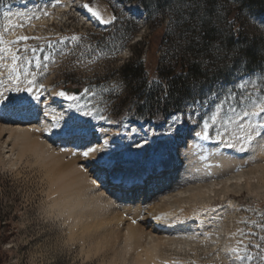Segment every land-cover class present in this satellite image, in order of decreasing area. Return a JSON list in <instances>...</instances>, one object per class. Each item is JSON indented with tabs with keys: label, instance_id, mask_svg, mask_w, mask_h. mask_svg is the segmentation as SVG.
Listing matches in <instances>:
<instances>
[{
	"label": "rangeland",
	"instance_id": "rangeland-1",
	"mask_svg": "<svg viewBox=\"0 0 264 264\" xmlns=\"http://www.w3.org/2000/svg\"><path fill=\"white\" fill-rule=\"evenodd\" d=\"M85 1L60 0L57 5L56 0H0V33L4 39L30 37L27 41H20L12 46L13 50L19 49L18 54L22 58L25 55L28 57L27 61L21 59L17 62L18 84L22 88L27 86L24 72L27 68V79H34V93L42 98V103L49 102L45 109L51 116L61 117L60 124L69 119L78 129L83 128L86 123L88 127L93 126L96 130L103 128L108 134L107 137L115 134L119 138L125 132L138 129L132 132L134 141H138L145 136L148 138L149 134L165 133L173 116L177 117L179 125L184 129L196 126L202 130L203 121L218 113L216 125L209 131L214 137L211 140L221 142L219 138H215L216 132L224 130L223 119L229 108L236 107L238 111L241 108V90L234 87L241 77L253 81L246 86L244 96L264 95V81L261 80L264 67L252 72L242 70V73L234 76L237 72L235 70L199 86L174 115H169L170 117L158 124L137 116L130 95L131 86L122 79L119 70L130 62L144 63L147 75L152 76L155 62L149 61L147 44L150 34L157 29L161 35L171 28L173 20L170 15L159 14L153 3H147L148 10L141 3L100 0L101 13L117 18L113 23L104 25L87 14L82 7ZM235 5L234 0L222 1L224 9ZM243 9L242 17L248 18L249 31H255L257 26L264 32V6L251 8L244 5ZM44 11L49 15H43ZM21 24L23 27L19 26ZM5 28L9 30L5 32ZM73 35L80 39L72 41ZM31 48L37 49L35 57L31 51H25ZM171 49V45L159 47L156 57L166 60ZM0 56L4 57L0 59V92H3L12 87L6 67L11 64V58L3 53ZM45 56L49 60L45 61ZM37 60L41 64L39 69L36 68ZM45 63L48 65L46 69L43 67ZM68 88H78L80 93L67 92ZM85 89L90 91L85 94ZM228 89L237 93L235 98L225 99ZM59 91L77 96L78 99L65 100L56 95ZM213 92L216 95H212ZM8 94L17 95L14 91ZM221 100H224L223 106L217 109L216 106ZM77 105L82 106L80 110H77ZM88 111L92 115H84ZM100 115L105 119H99ZM110 123L113 125L110 126ZM227 127L228 134L225 139L229 138L236 125L230 124ZM118 133L121 135H117ZM0 139L3 140L1 135ZM1 140L0 264H135V247L130 250L124 246L125 250L122 248L121 251L123 236L117 238L118 235L114 234L108 240H83L86 243L81 239H71L63 220L51 208L49 167L37 161L25 149L17 152V146L13 150L20 154L19 157L15 151L6 153ZM121 147L122 144L115 145L116 150ZM11 160L15 163L12 164ZM254 163L255 160H248L241 166L243 177L239 181L232 179L237 174L236 170L229 175L231 181L227 187L230 191H226L223 183L214 186L213 181L211 183L206 180L202 184L212 190L201 188L196 203L192 204L193 194L186 195V199L189 196L191 200H188L187 205L182 204L184 220H193L194 217L206 219L210 213V221L196 235H180L172 240L173 243L176 241L174 245L170 241L161 247L157 264H231L226 257L225 246L243 249L251 243L260 244L264 248V241L259 239L264 236V178L261 179ZM141 193L136 196H141ZM249 233L255 235H248ZM114 237L117 239L114 240ZM249 253L254 259L250 262L241 260L240 264H259L256 257L264 254L252 247L249 248ZM240 255H243L242 251Z\"/></svg>",
	"mask_w": 264,
	"mask_h": 264
},
{
	"label": "bare ground",
	"instance_id": "bare-ground-1",
	"mask_svg": "<svg viewBox=\"0 0 264 264\" xmlns=\"http://www.w3.org/2000/svg\"><path fill=\"white\" fill-rule=\"evenodd\" d=\"M99 6L95 7L98 11L101 10ZM101 15L110 19L108 14ZM47 103L34 102L37 107L22 114L12 111L3 113L4 119L0 120L3 140H0L6 148L5 152L11 153L15 151L13 147L17 146V152L25 149L37 161L49 167L51 208L63 220L71 239L108 240L114 234L118 235L117 238L123 236L125 245L122 243L121 251L124 246L130 250L135 247V264H157L161 247L170 241L174 245L176 241L173 243L172 240L180 235H196L210 221L212 214L208 212L206 219H197L193 215V220L187 217L184 220L182 208V204L187 205L191 200L190 195L195 197L191 196L194 199L192 204L199 199L201 188L210 191L211 187L202 184L204 181H213L214 186L223 183L226 191H230L227 187L231 181L229 175L248 160H255L254 166L261 179L264 178V150L261 148L239 152L226 147L224 143L197 138L196 134H202V130L196 126L184 129L181 125L175 132L149 134V142L144 143L142 148L135 146L134 142L139 143L143 139L134 141L133 130L125 132L120 138L115 134L107 137L103 128L96 130L86 123L83 128H78V138L71 139L59 127L51 128L53 116L44 115ZM65 122L75 126L69 119ZM105 139L115 141V145L122 144L116 150V155L122 159L123 165L116 171L125 175L143 173V181L149 179L147 182L145 180L143 188L120 193L113 186L116 173L95 159L97 153L87 159L83 157L82 152L87 146L99 147L98 141ZM260 143L264 144V141ZM16 155L19 157L20 154ZM14 161L11 163L14 164ZM159 168H164V176L154 178L152 173ZM235 173L232 179L239 181L243 174L241 170ZM167 178L169 186L163 183ZM140 192L141 196H136ZM186 195H189L188 199ZM133 220H137L135 224ZM224 249L228 252L232 247L225 246Z\"/></svg>",
	"mask_w": 264,
	"mask_h": 264
},
{
	"label": "trees",
	"instance_id": "trees-1",
	"mask_svg": "<svg viewBox=\"0 0 264 264\" xmlns=\"http://www.w3.org/2000/svg\"><path fill=\"white\" fill-rule=\"evenodd\" d=\"M121 1L141 3L148 10L147 3H153L159 14L170 15L173 20L171 28L161 35L157 29L150 34L149 61L155 62L152 76L147 75L144 63L130 62L119 70L122 79L131 86L132 103L139 117L157 124L164 121L199 86L237 70L242 61L246 64L243 72L264 67V32L257 26L255 31H249L248 18L242 17L244 5L263 7L264 0H234L235 7L225 9L223 0H176L172 7L169 0ZM164 45L172 46L166 60L156 57L157 50ZM155 80L160 81L159 86L151 83ZM193 82L196 88L192 87ZM165 88L169 94L158 103Z\"/></svg>",
	"mask_w": 264,
	"mask_h": 264
},
{
	"label": "snow or ice",
	"instance_id": "snow-or-ice-1",
	"mask_svg": "<svg viewBox=\"0 0 264 264\" xmlns=\"http://www.w3.org/2000/svg\"><path fill=\"white\" fill-rule=\"evenodd\" d=\"M176 2V0H169V7H172V5ZM60 3V0H56V4L58 5ZM55 6V5H54ZM82 7L86 9V11L90 14L91 18L95 21H98L100 24L107 25L109 23H113L117 18L116 16H111L110 19H106L104 16L101 15L100 11H98L96 8L92 6V0H88L87 3L83 4ZM43 15L47 16L49 13L47 11L43 12ZM38 18V17H37ZM254 19V18H253ZM20 27H23V25H19ZM13 27H16V25H13ZM9 29L5 28L4 31L7 32ZM238 35V33H236ZM30 39L28 36H18L14 40H5L2 33H0V53H3L4 56H10L11 58V64L6 65L8 68V78L11 81L12 87L6 88L3 92H0V120L4 119L3 113L6 111H12L19 114H22L24 112L31 111L34 107H37V105L34 104V101H42V98L34 93V89L32 85L34 84V79H27V76L29 75L28 69L25 68V79L27 82L26 87H20L18 84L19 75L17 74V62L21 59L27 61L28 57L25 55L23 58L18 54L19 49L13 50V45H16L20 41H27ZM80 38L73 35L71 37L72 41H77ZM51 46V45H49ZM25 51H31L33 53V57H35V53L37 52L36 48L31 49H25ZM219 51V49H217ZM3 56H0V59H3ZM44 60H49L48 56L44 57ZM204 63H207L206 61ZM43 67L46 69L48 65L45 63ZM229 68L232 67V65H228ZM36 68H41V64L39 60L36 62ZM246 68V64L244 61L241 62L240 67L237 68V72L234 73V76L238 73H242V70ZM31 75L35 76V73H32ZM252 74H249L251 76ZM261 80L264 81V75L261 76ZM253 81L250 79H243L241 77L240 82L235 84L234 87L241 90L240 96V104L241 108L238 111L236 107H230L228 114L223 119L224 124V130L216 132V137L221 140L228 148H233L236 151L239 152H249L250 150H255L256 148H261L264 150V144H261L260 141H264V95L261 96H254L248 95L244 96L243 91L246 89V86ZM155 86H159L160 81L155 80L151 82ZM42 87V86H41ZM193 88H196L197 85L195 82H193L192 85ZM16 92L17 95H9V92ZM38 89L36 92L38 93ZM90 90L85 89L84 92L87 94ZM23 93H28V95H24ZM169 92L168 89L165 88L161 94V96L158 99V103L160 100H163L168 96ZM57 96H60L68 101H76L78 99L77 96L70 95L65 91H59L56 93ZM212 95H216L215 92L212 93ZM237 95L236 92L232 91V89H228L225 92V99L231 100L235 98ZM247 101V103H245ZM145 101H141V103H144ZM198 103V102H194ZM224 100H221L219 104H217V109L221 108L223 106ZM193 105H190L192 107ZM82 106L77 105V110H80ZM44 115L47 117L49 113L47 111L44 112ZM84 115H92L90 111L84 112ZM99 119H105L103 115L99 116ZM218 119V113H214L210 115L207 119H205L202 123V134L197 133V138L201 140H209L214 139V137L210 134V128L216 125ZM61 117H53L50 125L51 128H60V131L70 137L71 139L78 138V129L65 122L63 126L60 124ZM209 121L211 123H209ZM180 121L177 119L176 116H173L171 120L168 122L167 131L168 132H175L178 130ZM234 124L236 125V128L231 132L228 139H225V135L228 134V125ZM136 130H133V133ZM106 135V133L104 134ZM117 135H121L118 133ZM82 138V137H80ZM147 136L143 138V140L139 143H135L136 147H143L144 143H148ZM100 144L99 147L89 145L86 147V150L82 152L83 157L86 159L89 158L93 153H97L98 155L95 157L97 161H99L100 164L104 165L105 168L114 171L116 174L114 175V179L119 180L121 182L125 181H132L133 183L143 181L144 174L141 173L139 175H125L122 172H118L116 170L120 169L123 165V161L120 157L116 155V148H115V141H109L107 139L101 141H98ZM241 169L239 167L236 168V171H240ZM155 219H160V217H154ZM133 224L136 223V220L132 221ZM257 227H261L260 225H256ZM241 235H245L244 233H241ZM248 235H255V233H249ZM259 239L261 241H264V236H260ZM256 248L259 250V253H264V248L261 247L260 244H249L248 246H245L243 249H231L228 252H226V257L231 261V264H240V261H252L254 259L253 255L249 253V248ZM243 252V255H240V252ZM259 260V264H264V254H258L256 257Z\"/></svg>",
	"mask_w": 264,
	"mask_h": 264
},
{
	"label": "water",
	"instance_id": "water-1",
	"mask_svg": "<svg viewBox=\"0 0 264 264\" xmlns=\"http://www.w3.org/2000/svg\"><path fill=\"white\" fill-rule=\"evenodd\" d=\"M87 2H88V0L85 1V3H87ZM99 5H100V0H92V6L94 8L99 6ZM66 91L67 92H73L74 94H79L80 93V90L78 88H75V89L68 88V89H66Z\"/></svg>",
	"mask_w": 264,
	"mask_h": 264
}]
</instances>
